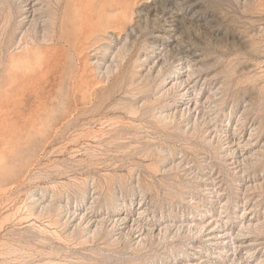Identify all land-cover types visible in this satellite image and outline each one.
Masks as SVG:
<instances>
[{
    "label": "rangeland",
    "instance_id": "rangeland-1",
    "mask_svg": "<svg viewBox=\"0 0 264 264\" xmlns=\"http://www.w3.org/2000/svg\"><path fill=\"white\" fill-rule=\"evenodd\" d=\"M0 264H264V0H0Z\"/></svg>",
    "mask_w": 264,
    "mask_h": 264
},
{
    "label": "bare ground",
    "instance_id": "bare-ground-1",
    "mask_svg": "<svg viewBox=\"0 0 264 264\" xmlns=\"http://www.w3.org/2000/svg\"><path fill=\"white\" fill-rule=\"evenodd\" d=\"M75 12H76V15L73 17V18H69L67 20V23L70 24V25H77L79 24V20H78V11H77V7L74 9ZM34 21V20H33ZM58 24H60L59 28H62V26L64 25V20H61L59 21L58 19H56V21H54L52 23V29L53 30H57L58 28ZM108 24L110 23H107L106 25L108 26ZM55 40L56 42L62 44V48L64 49V46H67V47H70V48H73V49H77L78 50V42H79V36H75V38H69V37H56L55 35H52L51 38L49 37L48 40ZM81 42V41H80ZM43 46V44H40V43H36V40L33 39V43H31L29 45V47L25 48L24 50L20 51L19 53H17L14 57H22V62L25 63V62H29L30 58L33 56L35 57L36 59H40L41 61H37V64L36 65H48L50 67H53V65H62L61 63V59L59 58L58 56V52L59 50L57 49L56 50V53L54 54V52H52L49 56L50 58H45L43 56H41L40 53H36L34 52L36 48H39ZM15 58H11V63L12 65H17L16 63L18 62H15ZM49 67V68H50ZM124 218H120V219H117V220H124ZM123 223V222H122Z\"/></svg>",
    "mask_w": 264,
    "mask_h": 264
}]
</instances>
